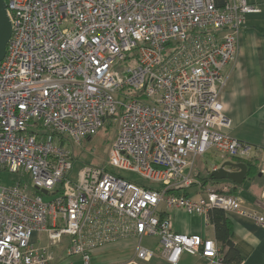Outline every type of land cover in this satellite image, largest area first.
<instances>
[{
  "label": "built area",
  "instance_id": "2783aa9c",
  "mask_svg": "<svg viewBox=\"0 0 264 264\" xmlns=\"http://www.w3.org/2000/svg\"><path fill=\"white\" fill-rule=\"evenodd\" d=\"M12 23L0 62V264H50L67 254L92 264L95 249L119 239L158 236L162 255L224 264L215 239L175 233L169 208L238 212L264 225L224 186H202L197 160L215 150L241 162L254 148L226 129L222 94L249 13L245 0H5ZM112 118L106 163L140 183L85 164L76 180L74 145ZM219 165H213L215 170ZM210 171V173H211ZM222 181V180H221ZM197 195H185L193 185ZM44 191H47L46 193ZM48 199V200H47ZM45 234L48 246L32 242ZM154 251L139 247L148 260Z\"/></svg>",
  "mask_w": 264,
  "mask_h": 264
},
{
  "label": "crops",
  "instance_id": "0c3cea01",
  "mask_svg": "<svg viewBox=\"0 0 264 264\" xmlns=\"http://www.w3.org/2000/svg\"><path fill=\"white\" fill-rule=\"evenodd\" d=\"M258 7L257 12L249 13L239 37V53L235 65L225 68L228 77L222 94L224 112L231 120L226 131L233 137L250 144L254 148L252 160H255L264 175V0H245ZM209 150L207 153H210ZM206 153V154H207ZM215 153L219 155L216 151ZM206 154L197 160L195 177L197 181L210 176L211 168L206 165L210 156ZM236 170V168H232ZM201 183V182H200ZM245 183V185H244ZM210 184V183H209ZM233 182H219L216 187L232 189ZM244 185V187H243ZM237 196L245 201V207L264 215V186L255 179L245 178ZM201 187L197 184L188 189L190 195H197ZM167 214L171 219L175 233L200 234L215 239L214 226L199 214H190L180 208H169ZM233 223L232 240L243 256L241 264H264V225L238 212L227 213ZM32 242L48 246L45 234L35 233ZM68 238L51 249L55 259L50 264H84L80 256L67 254ZM139 247L154 251V255L144 260L137 256ZM92 264H172L162 255V246L158 236H130L119 239L95 249ZM178 264H214L208 259L183 253Z\"/></svg>",
  "mask_w": 264,
  "mask_h": 264
},
{
  "label": "rangeland",
  "instance_id": "374dc122",
  "mask_svg": "<svg viewBox=\"0 0 264 264\" xmlns=\"http://www.w3.org/2000/svg\"><path fill=\"white\" fill-rule=\"evenodd\" d=\"M112 120H113L112 118H109L106 121L105 126L98 132V134L92 136V138L90 139L87 138L83 139L82 144L80 145L73 146L74 161H73V169L70 172V178L72 180L77 179L79 171L85 164L92 163L96 165L108 166V164L106 163L108 146L110 144L111 138L115 135L117 128V126L114 123H112ZM209 156L210 159L206 163V165L209 166V169L211 168L210 165L211 163L221 164L226 161L223 160L219 155H217L215 151H211L210 153L206 154L207 158ZM108 169L117 172L118 174H121L123 176L129 177L133 180H136L140 183L145 182L144 179H142L139 175L135 173L126 172L123 170L115 171L114 168L109 166ZM0 177L2 178L4 185H9L10 183H12V181H18V180L24 181V178L19 174L11 173L3 169H0Z\"/></svg>",
  "mask_w": 264,
  "mask_h": 264
},
{
  "label": "trees",
  "instance_id": "16d2710c",
  "mask_svg": "<svg viewBox=\"0 0 264 264\" xmlns=\"http://www.w3.org/2000/svg\"><path fill=\"white\" fill-rule=\"evenodd\" d=\"M90 139V138H89ZM234 162H241L239 159H234ZM248 165V174L246 179L252 180L255 179L258 183L264 186V175L260 176L261 171L259 170L255 160H245L244 161ZM222 181H216L210 179V176L201 179V185L207 186L210 184H218ZM235 184V183H234ZM243 185V184H242ZM242 185H233L232 189L228 190L229 194L236 195L238 194V190ZM188 195V192L185 193ZM210 223L214 226L215 231V240L219 244L220 247V256L223 260L224 264H241L243 261V256L239 252V250L235 247V244L232 240V232H233V223L231 219L228 217L227 213L224 210L214 208L210 210Z\"/></svg>",
  "mask_w": 264,
  "mask_h": 264
},
{
  "label": "water",
  "instance_id": "95a60500",
  "mask_svg": "<svg viewBox=\"0 0 264 264\" xmlns=\"http://www.w3.org/2000/svg\"><path fill=\"white\" fill-rule=\"evenodd\" d=\"M12 34V23L7 14L5 0H0V62L7 52V45ZM236 168V170H232ZM248 174V165L245 162L225 161L210 173V179L221 181L229 180L237 185H242ZM45 193L47 191H44Z\"/></svg>",
  "mask_w": 264,
  "mask_h": 264
}]
</instances>
